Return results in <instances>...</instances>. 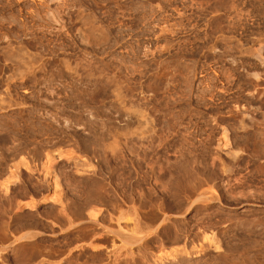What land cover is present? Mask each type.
I'll list each match as a JSON object with an SVG mask.
<instances>
[{"label": "rangeland", "instance_id": "374dc122", "mask_svg": "<svg viewBox=\"0 0 264 264\" xmlns=\"http://www.w3.org/2000/svg\"><path fill=\"white\" fill-rule=\"evenodd\" d=\"M155 1L26 0L0 15L8 17L5 21L11 18L19 22L25 10L39 6H43L44 13L53 9V16L61 9L72 12L80 7L93 15V23L108 40L89 48H75L66 42L68 37L58 36L55 21L51 33L43 31L44 37L49 35L52 40L51 47L57 41V46L52 47L56 50L49 49L50 54L62 55L72 65L77 63V75L66 73L61 82L63 154L60 162L49 168V174L41 169L42 159L32 153L24 154L34 168L19 170L11 184L10 198L0 191V264H147L145 258L149 254L160 252L161 239L171 241L172 233L176 235L172 231L175 229L169 228L176 216L178 220L188 218L189 224L197 220L213 224L222 242L223 251L195 249L183 264H253L250 74L256 67L252 50L261 42L264 56V0ZM157 4L163 6L159 11ZM149 7L155 14L149 13ZM17 8L24 10L18 12ZM12 31L20 33L19 28ZM58 46L65 51L60 52ZM51 80L50 84L46 82L50 87L54 86ZM40 87L43 89V85L31 87L27 93L19 90L36 115L31 119L18 115L21 128L17 125V130L26 140V148L33 143L38 150L44 144L52 149L56 139L52 119L55 93L40 94L36 92ZM42 96L48 97L47 115L39 110ZM54 174L60 175V202H54L53 189L51 184L48 186ZM22 201L35 202L31 207ZM156 204L166 210L151 207ZM185 205H191L190 210L181 217L179 213ZM161 214L172 220L160 223ZM117 215H121V226L131 225L133 218L138 217L144 225H154V235L150 234L147 242L149 250L139 253L141 256L145 252L142 262L135 244L123 248L119 238L107 233L110 226L115 227ZM130 251L135 256L128 255Z\"/></svg>", "mask_w": 264, "mask_h": 264}, {"label": "bare ground", "instance_id": "6f19581e", "mask_svg": "<svg viewBox=\"0 0 264 264\" xmlns=\"http://www.w3.org/2000/svg\"><path fill=\"white\" fill-rule=\"evenodd\" d=\"M75 1H77V0H75ZM156 1H158V0H156ZM23 2H26V0H1L0 1V15L1 14H4V11H6L8 9L10 10L15 5L22 4ZM70 2L72 3L73 1L70 0ZM155 2L153 4H155ZM155 6H156V10H158V11H159V9H161L163 7V6L161 7L160 4H157ZM42 7L39 6V8L38 9H35V10H28V11L25 10L24 11V16L22 15L24 18H22V21H19V22L16 21L15 19H11V18H10L9 21H5L4 19L7 18V20H8V17H5V18H1L0 17V191L3 193L2 195L4 197H6V198H8V197L10 198L9 194H10V192H12L11 191L12 190L11 184L14 183L13 178L14 177H17L16 175L19 174V172H20L19 170L21 168H23V167L25 168V170H29L31 168L32 169L34 168V167H30V164H29V162H27L24 154L27 155V153H29V154L32 153L33 156L36 159L37 158L38 159H42L41 160L42 163H41L40 160H38V163H39V161L41 163V165L40 164H38V165H40L42 167L41 169L44 171V172L42 171L43 173H46V172L48 173L49 170H50L49 168H51V166H53L52 165L53 163L58 164V161H59V159L61 158V156L63 154L62 153V150H61V147H60L61 146L60 145L61 144L60 142L62 140V139H60V137H61V127H62L61 126V119H62L61 118V115L63 113L62 112L63 110L61 108L62 107L61 106V103L62 102H61V97H60V94L62 92L61 91V88H62L61 87V85H62L61 82L63 81L62 79H63L64 75H66V73H71L72 75L73 74L74 75H77V72L78 71H76L77 68L75 66V65H77V63L76 64L73 63V65H72L71 64L72 62L69 61L70 59L67 60L64 56L61 57L62 55L61 56L60 55H54L53 56V54H50L51 51L49 49H51L52 47L57 46V45H55L57 43V41L55 43V40H56L55 39L53 41L55 44H54V46L51 47L50 45H51V41L52 40H50V38L48 37L49 35L47 36L45 34L48 39L46 38V36L44 37L43 31H48V32L51 33L52 30L55 28V26L53 24L54 23L55 24L57 23L58 24V29H57L56 32L58 33V36L62 35V37H65V36H66L65 38L68 37L67 40H66V42L68 41L69 43H72V44H69V46L75 45L74 46L75 48H76V45H83L84 47L85 46L86 47H88V46L90 47V46H93V44H95L97 42L104 41L103 43L105 44V42L108 41L106 39L107 37H106L105 33L104 34L102 33L103 31H102L101 27L99 26L102 32L97 29L98 27L96 28V24L93 23L95 18L93 17V15L91 13H87L88 11L87 12H84V11H82V9H78L80 7H77L75 5L74 7L75 8L77 7V9L73 10L72 12H70L71 10L69 11V10H66L64 8V9H61L60 10L62 14H60L59 13L60 11H58L57 14H55V16H53L54 15V14L52 15V10L53 9L52 10L50 8L49 9H46L45 10V13H44V10L42 12ZM202 8H203V6H202ZM148 9H149L148 10L149 13L151 12L152 14H155V12H154L155 10H153V7L152 8L149 7ZM23 10L24 9H22V8H17V11L18 12H23ZM49 12L51 13V15L49 14ZM5 13H7V12H5ZM143 13H146V12L143 11ZM151 16H153V15H151ZM24 21H26V22H24ZM30 21L32 22V24H30V26H28L27 25V22H30ZM158 27H160V26H158ZM18 28H19L20 33L18 31H17L18 34H17V32L16 33H13L12 30H17ZM39 33H41V34L43 33V34L42 35L41 34L38 35ZM53 35H55V34H53ZM65 38H64V40H65ZM105 39H106V41H105ZM59 41H60V39H59ZM261 41H263V40H261ZM61 43H59V44H61ZM261 43L258 44L259 46L257 48H255L256 47L255 46L254 49L252 50L253 51L252 52L253 59L255 60V63H253V64L256 67L253 69V73L250 74V75H253V219H252L253 220V227H252L253 228V264H264V70H260V68L261 69L262 68L264 69V56H263V54L261 52V49H262L261 47H263ZM65 45H66L65 47L67 48V45L68 44H65ZM62 46H63V43H62ZM83 46H81V47H83ZM58 47H59L60 52H62L63 50L61 51V48H60L61 46H58ZM77 47H79V46H77ZM88 48L86 49V51L88 50ZM53 50H56V49L54 48ZM53 50H52V52H53ZM86 51H83V53L86 52ZM55 52L57 53V51H55ZM249 52H251V51H249ZM249 52H248V54H249ZM66 53H67V50H66ZM238 53H239V50H238ZM58 54H60V53L58 52ZM243 54H244V52H243ZM68 57L69 56H67V58ZM232 61H234L233 58H232ZM76 62H77V60H76ZM90 76H91V74H90ZM49 78L54 81V86H51V87L49 86V84H50L49 81H48ZM112 80H114V79H112ZM47 81H48L49 84L48 83L46 84ZM38 85H43V89H42V87H40V88H38V90H36V92L39 91V93L41 92L42 94H46V93H49V92H53L54 91V93H55V95H54L55 101L52 103L53 104V110H54V112H53V115H52L53 118H52V116H51V118L54 119V121H55V123H54V121H53V123L55 124L56 139L51 144V146H53L52 149L51 148L48 149V147L46 146V144L43 143L44 145L42 146V148H40L38 150L37 149L38 146L33 147L32 146L33 143L32 144L30 143V140L31 139L29 140V143L31 144V147L29 146L30 148L29 147L26 148L27 147V145L25 144L26 143L25 142L26 140L23 141L21 139V137L18 134V130H20V129L17 130L18 126L20 127V125H18V124H20V122L17 124V121H18L17 120L18 119L17 117H18V115H20L22 117V115L25 114L28 119L29 118L30 119L31 118H34L35 115H36V113L34 111V107H32V105H30V104L27 103V100L28 99H27L26 96L19 94V90L20 89L23 90L22 93H27V91L31 87H36ZM112 87H114V86H112ZM39 97H41V95H39ZM116 98H117V96H116ZM40 99L41 100H39V101L41 102V105H40L41 107H39V110L41 108L42 109L41 111L43 113H45V115H47V108H46V106H47V103H48V97H43V98H40ZM131 107H133V106H131ZM134 109H137V108H134ZM130 110L131 109H129V111ZM133 112H135V111H133ZM136 112H138V110ZM128 114H130V113H128ZM245 115L248 116L247 114H245ZM23 117H25V116H23ZM22 118H21V120H22ZM25 118L22 121L23 123H24V120L27 119V118L26 119ZM41 130H43V129H41ZM19 133H20V131H19ZM21 136H22V134H21ZM32 141H34V140H32ZM35 143H37V141ZM28 157L30 158L31 156L29 155ZM29 160H31V159H29ZM34 161H35V159H34ZM31 162H32V160L30 161V163ZM26 172L28 173V171H26ZM43 173H42V175H43ZM31 175H32V173H31ZM28 176L30 177V175H28ZM59 176H56L54 174L52 176L51 180H50V181H52V183H48V186H50V184H51V187H52L53 192H54L53 193L54 195L52 194L53 195V198L56 199V201H54V202H60V197H61L60 196L61 193H60V190H59L60 187H61L60 186V183H59L60 180H58V177ZM26 179H27V175H26ZM40 182H41V180H40ZM45 184H47V183H45ZM17 190H19V188ZM207 191H208V189H207ZM209 191L211 192V190H209ZM209 193H208V195H209ZM212 194H214V193H212ZM22 195H23V193H22ZM54 196H56V197H54ZM201 196L203 197V195H201ZM213 196L215 197V194ZM216 197L218 198V195ZM18 198H21V197H18ZM31 198L32 197H30V199ZM40 198L42 200V197H40ZM50 198H52V197H50ZM55 199H53V200H55ZM203 199L200 198V200H203ZM206 199H204V200H206ZM197 200H195V201H197ZM14 201H16V200L14 199ZM203 201H201L202 204H203ZM31 202L32 201H30V203H26V204L25 203L24 204L21 203V205L23 204V205L27 206V204H30L29 206L32 205L31 207H33V203L35 201H33V203H31ZM18 203H20V202L18 201ZM206 203H207V201H206ZM7 204H8V200H7ZM58 204H60V203H58ZM61 205H62V203H61ZM190 206L191 205H189V206L188 205L187 206L185 205L186 208L183 211L181 210V214L179 213V215H181V217H182L185 213L187 214L188 211L190 210ZM151 207H153L154 209L156 208V210H162V211L163 210H166V209L163 208V205L162 204L161 205L156 204L155 206H151ZM21 208H23V207H21ZM136 208L138 209V207H136ZM8 209H9V207H8ZM28 209H30V208H28ZM134 209H135V206H134ZM15 211H16V209H15ZM137 213H139V211ZM118 215H117V217H115V219H116V225H115V227H114V225L110 226L111 224H109L107 227L110 226L111 228H109L108 231L106 230L107 233H109V235L110 236H113L115 239L116 238H119L120 241L122 242V245L123 246L122 245L121 246L123 248L126 245L135 244V246L137 247V250L136 249H134V250H136L135 252L138 253V259H139V257H141L139 261L142 262V258L144 256H146L145 255V252H146L145 250L146 249L149 250L148 247H147V242L151 240L150 234L154 235L152 233L153 230H154V229H152V227L154 225L153 226H149L151 223L149 225H144L143 222L140 221L141 220L140 217L136 216L137 215L136 214L135 217H138V218H133V216H132L133 220L130 222L131 225L127 224V227H125L124 226L125 224L122 223L123 225L121 226L119 224L120 223L119 220L121 219V217H120L121 215L120 216H118ZM131 215H132V213L129 214L130 217H131ZM157 215L159 216V214H157ZM7 216H8V214H7ZM187 219H185V218L182 217L181 220L180 219L178 220L177 219V216H176L172 220V219H170V217L166 216L165 214L161 216L160 220L162 222L160 221V223H163L164 221H167L166 223L168 224V221L172 220L171 226L169 228L173 227L175 230L172 229V231H176V235L174 236V233H172L174 238L173 239L170 238V239H172L171 241L169 240L171 245L168 244L169 241L164 240L161 237L162 238V239L160 238L162 240L160 242L161 244L158 245V248L160 249V252L159 253L158 252H154V253H152V255L149 254L150 256L148 255L145 258V260H146L145 262L147 264H172V262H175L176 264H183L184 263V260H186V257L187 256H191L192 255L191 252H193L195 249H198L197 250L198 252H202V251H204L207 248L208 249L212 248V249H214L216 251L217 250H220L222 248V246H221V243H222L221 242V237L218 236L219 234L217 233L219 230L215 229L212 226L213 224L206 223L205 221L204 222H201V221L199 222V220H197V222H195V223L189 224ZM109 221H111V218L109 219ZM124 222L126 223V221H124ZM165 224H164V226H167ZM169 225H170V223H169ZM155 228H159V227L157 226ZM162 228H166V227H162ZM95 229H97V228L95 227ZM26 230H28V229H26ZM164 231H165V229H164ZM97 232H98V230H97ZM100 233L101 232H99V234ZM157 234L155 236H157ZM32 236H34V235H32ZM94 236H96V235H94ZM108 239H110V237ZM11 240H13V239H11ZM117 243H118V241H117ZM179 244H180V246H179ZM118 246H119V249H120L121 248L120 245H118ZM110 247L112 248V245ZM125 248H127V246ZM131 249H129V250H131ZM121 250H123V249H121ZM141 250H144L145 252L142 251L144 254L140 256L139 253L141 252ZM161 250L163 252H161ZM112 251L114 252V244H113V250ZM221 251H223V250L221 249L220 252ZM109 252H110V250H109ZM122 252H124V251H122ZM127 252H128V250H127ZM133 252L130 251L128 253V255L129 254H133ZM117 253H118V255L120 254L119 251ZM150 253H151V251H150ZM222 253L224 254V252H222ZM122 254H124V253H122ZM218 254H221V253H218ZM223 254H221L222 255L221 259L222 258L224 259V257H223L224 255ZM227 254H228V251H227ZM118 255H116V256H118ZM125 255L127 256V253ZM105 256H107V255H105ZM116 256H115V258H116ZM119 256H121V255H119ZM119 256L117 257L118 259H119ZM134 256H132V258H134ZM115 258H113V259H115ZM135 258L137 259V257H135ZM226 258H228V257H226ZM125 260H126V257H125ZM143 260H144V258H143ZM139 261H137V262H139Z\"/></svg>", "mask_w": 264, "mask_h": 264}]
</instances>
